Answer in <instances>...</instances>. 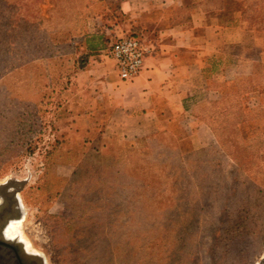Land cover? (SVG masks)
I'll return each instance as SVG.
<instances>
[{"label": "rangeland", "instance_id": "rangeland-1", "mask_svg": "<svg viewBox=\"0 0 264 264\" xmlns=\"http://www.w3.org/2000/svg\"><path fill=\"white\" fill-rule=\"evenodd\" d=\"M223 1L264 30V0ZM7 11L17 13L0 8V185L20 189L22 215L11 221L22 219L28 250L45 264H256L264 257V62L253 80L228 79V87L245 90H229L224 104L209 109L224 143L217 153L111 164L110 153L77 152L92 138L76 133L78 122L61 120L52 96L35 104L45 42L20 39L24 16Z\"/></svg>", "mask_w": 264, "mask_h": 264}, {"label": "crops", "instance_id": "crops-1", "mask_svg": "<svg viewBox=\"0 0 264 264\" xmlns=\"http://www.w3.org/2000/svg\"><path fill=\"white\" fill-rule=\"evenodd\" d=\"M0 8L17 10L7 16H24L19 20L27 25L21 31L27 37L20 39L45 42V79L52 88L61 84V120L78 122L71 125L76 133L101 149L139 153L141 164H149L150 154L165 152L164 145L186 153L206 152L215 144L204 109L224 94L214 83V58L236 64L230 67L234 78L243 73L240 67L252 72L264 62V32L248 28L241 12L231 19L210 12L204 0H0ZM100 16L115 25L118 36L134 31L154 45L133 81L121 80L113 63L97 57L82 71L56 57L53 47L73 37L99 42Z\"/></svg>", "mask_w": 264, "mask_h": 264}, {"label": "trees", "instance_id": "trees-1", "mask_svg": "<svg viewBox=\"0 0 264 264\" xmlns=\"http://www.w3.org/2000/svg\"><path fill=\"white\" fill-rule=\"evenodd\" d=\"M204 2H206L207 4V8L210 12L216 13V12H221L223 14V18L225 19H231L233 14L236 12H241L242 13V17L244 19V22L246 24V26L248 28H252V29H258L264 32L263 29H260L258 27H252L250 26L249 22L246 20L245 15L243 10L241 9H232L230 10L227 3L224 2L223 0H204ZM261 14V13H260ZM257 17H261L260 15ZM111 19L113 22H117V19H119L118 17L115 18V16H112ZM97 25L99 30L101 31L100 34V41L99 42H89V41H84L81 37H73L69 42H67L66 44H58L55 45L53 47V49L55 50V54L56 57L59 58V60H66L65 62H70L73 66L74 69L76 70H86L90 67V65L92 64V60L97 57L98 59H101V57H108V50L110 47V43H111V36H115L118 37L116 33V29H115V25L110 24L107 21V18L105 17L104 19L100 16V18H97ZM111 29V34H108L107 30ZM126 35H130L133 37H138V38H145L142 34L136 33L134 31H130L128 33H124ZM252 53L254 55H257L258 52L256 50H253ZM103 55V56H102ZM109 58V57H108ZM218 58V57H217ZM217 58H214L212 61V65L210 66L211 71L216 75H214L215 78V85L219 88L223 89V99L222 101H219L215 104H211L206 106L205 112H207L208 116H209V120H210V124L212 126V129L216 135V143L218 146H216V144H214L211 148L209 147L206 152H186V153H181V152H175V151H170L172 150L174 147L173 146H165V148L167 149L165 152L162 153H153L155 154L157 157H161V158H165L166 155L170 154V153H180V154H197V153H217L218 150L222 147L223 148V139H222V133L220 131H216L214 124L211 121V115H209V112L212 106L214 105H220V104H224L223 102L226 100V98L228 97V91H235L239 94L240 91L245 90L244 87H241L240 84L234 83L231 84L230 87H228V85L226 84V81L228 79L233 80V81H237L240 79L243 80H253L254 76L258 73V66L259 64H261V62L263 61H259L258 63H256L253 67V71L249 72L250 70H248L247 66H242L240 67L241 70H243V73H241L239 76L237 77H232V70L230 67L232 68H236L237 65L236 64H221L218 63ZM104 60V59H103ZM214 66H215V71H214ZM39 68L36 69L35 73H34V78H35V91H34V96H36V98L38 97L37 101H36V105L40 104V100L39 97H43V96H47V97H53L55 102L61 106L60 111L63 110L64 108V98H60L61 96L58 95L61 91V84L59 81H57L56 85L53 86L52 88V84L49 81H46L45 79V68H44V74L42 72H40L38 70ZM43 74V76H42ZM42 85V87H41ZM39 100V101H38ZM59 102V103H58ZM54 103V102H53ZM51 104V103H50ZM63 116V112L61 113V117ZM84 138H89V137H84ZM80 148L77 149L78 153H90L91 151L96 152V153H110L111 154V164H130L132 162H134V160L132 161L131 157L135 156L137 162H141V155L137 152H134L133 150H128L127 152H121V153H116V152H111L110 148L108 147H103L101 149L100 146L98 145H94L93 142H87V139H85L83 141L82 144H79ZM90 146V147H89ZM152 148H155L152 147ZM221 148V149H222ZM170 149V150H169ZM69 151V150H68Z\"/></svg>", "mask_w": 264, "mask_h": 264}, {"label": "flooded vegetation", "instance_id": "flooded-vegetation-1", "mask_svg": "<svg viewBox=\"0 0 264 264\" xmlns=\"http://www.w3.org/2000/svg\"><path fill=\"white\" fill-rule=\"evenodd\" d=\"M10 187L2 191L0 201V264H45L38 253L28 250L18 237L7 236L8 223L22 215V204ZM23 241V240H22ZM24 242V241H23Z\"/></svg>", "mask_w": 264, "mask_h": 264}, {"label": "built area", "instance_id": "built-area-1", "mask_svg": "<svg viewBox=\"0 0 264 264\" xmlns=\"http://www.w3.org/2000/svg\"><path fill=\"white\" fill-rule=\"evenodd\" d=\"M154 51V45L146 38L122 34L114 38L107 56L114 61V67L123 81H133L142 71L147 56Z\"/></svg>", "mask_w": 264, "mask_h": 264}, {"label": "bare ground", "instance_id": "bare-ground-1", "mask_svg": "<svg viewBox=\"0 0 264 264\" xmlns=\"http://www.w3.org/2000/svg\"><path fill=\"white\" fill-rule=\"evenodd\" d=\"M21 221H22V219L16 220V221L15 220L14 221H11L10 225L7 228V236H9V237H15V238H16V236H23V237H25L24 232L22 230V223H21ZM22 239H21L20 242L24 243L23 242L24 239H23V241H22ZM25 239H26L25 240V243H26L27 249H31L30 248V242H29V240L26 237H25Z\"/></svg>", "mask_w": 264, "mask_h": 264}, {"label": "water", "instance_id": "water-1", "mask_svg": "<svg viewBox=\"0 0 264 264\" xmlns=\"http://www.w3.org/2000/svg\"><path fill=\"white\" fill-rule=\"evenodd\" d=\"M10 184H11L10 182H6L0 185V196L2 195V191L8 188ZM19 190L20 189L14 190L13 195H15V197H17V199L20 201L18 197ZM256 264H264V257L260 261H258Z\"/></svg>", "mask_w": 264, "mask_h": 264}]
</instances>
